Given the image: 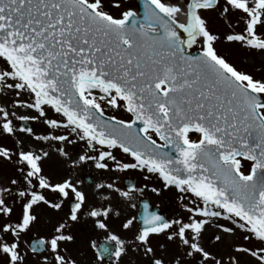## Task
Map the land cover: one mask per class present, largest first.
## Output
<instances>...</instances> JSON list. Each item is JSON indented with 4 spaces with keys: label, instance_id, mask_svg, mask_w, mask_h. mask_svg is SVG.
<instances>
[{
    "label": "snow or ice",
    "instance_id": "1",
    "mask_svg": "<svg viewBox=\"0 0 264 264\" xmlns=\"http://www.w3.org/2000/svg\"><path fill=\"white\" fill-rule=\"evenodd\" d=\"M109 4L120 9L118 14L104 0H0V95L18 98L11 107L37 114L17 117L0 106V133H14L11 117L42 120L65 134L35 139L83 142L95 155L81 154V162L92 160L97 169H107L111 160L120 171L137 169L149 174L145 179L156 176L163 189L174 188L178 199L187 201L181 204L183 216L165 219L144 205L143 226L134 239L147 264H165L150 246V238L160 234L177 246L169 264H242V258L243 264H264V77L240 70L215 46L223 40L264 53V0H143L142 9L123 8L122 0ZM209 11L232 30L222 37L213 33L205 19ZM233 20L242 25L240 31ZM102 105L129 118L106 115ZM19 130L32 134L28 127ZM16 143L26 187L13 197L21 203L18 222L0 225V254L7 264L23 261L17 240L36 220L34 207L61 209L37 189L66 198L71 222L79 221L86 202L68 179L52 183L42 174L48 152L25 151ZM116 149L133 162L117 160ZM58 151L68 155L62 147ZM0 158L11 159V150L0 146ZM151 191L160 193L155 187ZM0 192L10 194L7 188ZM12 212L0 198V216ZM83 214L107 228L97 218H107L109 208L92 207ZM132 224L128 219L122 227ZM209 225L218 230L208 241L213 245L237 232L248 243L213 253L201 242ZM65 229L59 223L47 244L55 264H76L58 251L61 242L74 239ZM107 239L115 242L112 254L119 259L125 242L115 234ZM45 243L41 239L36 247Z\"/></svg>",
    "mask_w": 264,
    "mask_h": 264
},
{
    "label": "rangeland",
    "instance_id": "2",
    "mask_svg": "<svg viewBox=\"0 0 264 264\" xmlns=\"http://www.w3.org/2000/svg\"><path fill=\"white\" fill-rule=\"evenodd\" d=\"M125 1L123 3V8H133L135 9L136 3L134 0H122ZM105 6L107 9L110 8L109 0H104ZM120 9L117 11H112L114 15L118 14ZM182 19V17H181ZM205 19L207 21L209 29L216 34H219L221 37L224 33L231 31L232 29L228 28L227 23L221 18L215 11H209L205 15ZM233 23V27L236 31H240L242 25H236L235 21H231ZM216 49L218 53L224 56L230 63H233L237 68L242 71L248 72L252 74L255 78L260 79L264 77V53H259L254 50H247L241 48L237 44H229L224 42L223 40L218 41L216 43ZM192 49L191 51H194ZM12 99H18L13 96H3L0 95V106L6 107V109L11 113L15 112L16 116L28 115L33 116L37 115L34 111L20 107V108H13L10 106L9 102ZM20 99H27L26 96L21 97ZM105 108L106 115H116L117 118L120 119H127L129 118V114L123 112V110H114L106 105H102ZM50 116L54 114L49 113ZM13 120V125L15 131L13 134H4L0 133V146L6 147L11 150L12 158L11 159H4L0 158L1 160H5L6 162H14L16 168L23 167L21 164L16 163L18 156L16 153L20 150L17 147V141L21 142L20 148L25 151H33L37 154H43V152H48L49 155L42 159V165L44 162L51 160L54 163L60 164V171L53 174V179L60 181L67 176L71 183L75 185H79V191H81L85 197L86 202L83 206L88 209L92 207L96 208H109L110 214L107 218L101 216V219L104 223H106L107 228L102 229V235L106 237L109 234L117 235L121 240L125 242V252L121 255L122 258H127V264H147L148 258L143 255L142 250H137L135 245L138 243L135 241L134 237L135 234L138 232L135 226V218H136V210H135V200L136 196H134L133 192H128L129 197L125 198L120 195L121 192H127L121 187V178L125 177L127 174L136 175L139 177L138 173H127L125 171H117L115 164L113 163V167L111 166V160H107L106 162L109 164V168L107 169H97L95 167L94 162L92 160H87L85 162V167L95 175L100 187H95L93 190L89 189L87 186L83 185L80 182V178L77 179L76 173L72 168H79L82 162L79 160V156L81 154H89L95 155L90 150L86 149V146L83 142H77L74 145H68L65 143H61L58 141H44V140H37L35 139L36 136H44L48 135L49 132H53L54 134H65L64 129L53 130L49 129L45 124L42 123V120H29L28 122L35 126V130L32 134H28L26 132H21L19 129L20 127L18 124L21 120L16 119V117H11ZM193 139H197L198 136L196 134H191ZM64 148L65 152L68 153L67 156H61L58 148ZM114 155L116 156L119 152L113 150ZM117 160L122 161L123 163H127L123 161V157L120 155L116 156ZM46 159V160H45ZM73 161L75 163L73 164ZM91 164V165H90ZM72 166V168H71ZM1 168H3L1 166ZM0 168V169H1ZM67 168H70L67 172ZM5 169V167H4ZM25 170L26 167H25ZM64 175V176H63ZM69 175V176H68ZM147 174L144 172V177ZM122 176V177H121ZM120 178V179H119ZM61 182V181H60ZM108 185H112L111 188ZM152 187L160 189V193L156 194L152 192L150 189ZM144 198H153L155 201L158 202V207L161 210L168 211V218H179L184 215V211L181 207L182 203H187V201H180L178 199L179 194L176 192L174 188L170 190H165L162 187V182L156 177L151 176L150 179L144 178ZM150 200V199H149ZM152 201V200H151ZM113 209V210H111ZM132 219L133 224L130 226L129 229H124L122 227L123 223L128 220ZM223 223V221H221ZM218 230L215 228L214 225H209L207 231L204 233V239L201 241L206 249L209 251L222 254L230 251V245L234 244H247L248 242H244L242 240V234L237 232L235 236L229 237L224 236L223 240L218 245H213L208 241L217 234ZM131 239V240H130ZM130 240V241H128ZM115 243V242H114ZM160 245H164L162 249ZM150 246L155 250L156 255L160 256L164 259L165 264H169L170 261L173 260V257L177 254V246L173 242L167 240L165 234H160L159 236H152L150 238ZM248 246H251L250 244ZM182 251V249H181ZM186 260H190V258H185ZM242 258V264H243ZM123 264V263H122Z\"/></svg>",
    "mask_w": 264,
    "mask_h": 264
},
{
    "label": "flooded vegetation",
    "instance_id": "3",
    "mask_svg": "<svg viewBox=\"0 0 264 264\" xmlns=\"http://www.w3.org/2000/svg\"><path fill=\"white\" fill-rule=\"evenodd\" d=\"M135 1V0H134ZM125 1H122L124 3ZM136 3V1H135ZM110 6V5H109ZM106 7V6H105ZM137 4L135 9L137 8ZM109 11H117L118 9L110 6ZM119 152L117 155L123 157V161L133 162L131 157L126 154ZM116 155V156H117ZM46 160V159H45ZM120 161V160H119ZM85 162H82L78 165L79 168H71L76 173L77 179L80 178V182L87 186L89 189H94L99 185L95 175L88 171L85 167ZM123 163L122 161H120ZM94 163V162H90ZM95 164V163H94ZM111 166L113 167V163L111 161ZM91 165V164H90ZM1 166L3 168H1ZM5 167V169H4ZM0 189L7 188L10 190V194L0 192V198L6 200L8 205L13 208V212L9 217L0 216V225L11 222L13 224L18 222V219L21 214V203L20 199H13L16 196L18 191L24 190L26 187V183L21 175L19 168H16L14 162H6L5 160L0 159ZM70 168H67V172ZM60 171V164L54 163L51 160H48L42 165V174L50 180L52 183L62 182L63 178L60 181L54 180L52 181L53 174ZM117 171H120L117 169ZM125 171V170H123ZM26 172V170H25ZM138 173L139 177L136 175L127 174L125 177L121 178V187L127 192H133L134 196H136L135 200V210H136V218H135V226L137 230H139L137 215L139 212V206L142 202L144 204V200H147L149 206L157 208L158 202L153 198H144V172H141L137 169H127V173ZM64 176V175H63ZM69 176V175H68ZM122 177V176H121ZM15 179L17 180L16 185H12L11 181ZM120 179V178H119ZM35 183V181H34ZM75 185V184H74ZM77 189L80 187L79 185H75ZM153 188V187H152ZM151 188V189H152ZM150 189V190H151ZM43 192L46 197L54 203H61V209H52L47 205H39L38 207H34L33 214L37 217L34 222H32L25 232L21 233L17 243L19 245V253L23 257V261L21 264H55V254L52 253L50 246L47 244V241L51 239V237L55 234V227L58 226L59 223H65L66 229L62 230L65 234H70L73 236V240L70 242H61L59 247V254L66 257V259H71L76 262V264H106L102 261L100 257V245L103 242H108V245L115 247L114 241H109L105 235H102L100 228L96 227L95 221L93 218L84 215L85 210H89L85 206L82 207V212L80 215V219L78 222H71L67 219V213L70 211L69 201L59 196L58 194L49 193L45 190L37 189ZM150 199V200H149ZM152 200V201H151ZM113 210V209H111ZM163 211V210H161ZM166 211V217L168 218V211ZM101 219V217L97 218ZM6 240L11 241L13 238L10 236L5 237ZM44 239L45 244L39 247H36L38 242ZM131 240V239H130ZM128 240V241H130ZM95 244V247L93 246ZM34 247L36 250H33ZM112 264H127L128 259L120 257L117 259L115 256L110 259ZM0 264H7V258L0 254Z\"/></svg>",
    "mask_w": 264,
    "mask_h": 264
},
{
    "label": "water",
    "instance_id": "4",
    "mask_svg": "<svg viewBox=\"0 0 264 264\" xmlns=\"http://www.w3.org/2000/svg\"><path fill=\"white\" fill-rule=\"evenodd\" d=\"M137 1V3H138V6L142 9V6H143V0H136ZM19 126L22 128V127H28V128H31L32 130H33V126L32 125H30L29 123H27V122H20V124H19ZM145 204H147V202L146 201H144V205ZM144 205L143 204H140V213H139V224H140V227H142L143 226V224H142V216H143V214H144ZM148 210L150 211V212H155L156 214H158V215H160L156 210H153V209H150L149 207H148ZM161 216H163L164 218H165V214L164 213H162V215ZM105 248H107V249H109V251L108 252H104L103 250L105 249ZM114 248H109L108 247V245L107 244H104V245H101L100 246V256H101V258H103L105 261L107 260H109V258L110 257H112L113 256V254H112V252H114Z\"/></svg>",
    "mask_w": 264,
    "mask_h": 264
}]
</instances>
